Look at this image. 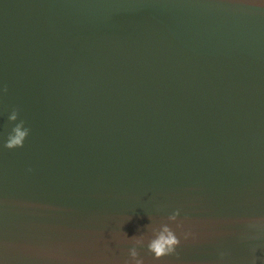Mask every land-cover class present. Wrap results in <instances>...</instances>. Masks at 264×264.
<instances>
[{"label": "water", "instance_id": "obj_1", "mask_svg": "<svg viewBox=\"0 0 264 264\" xmlns=\"http://www.w3.org/2000/svg\"><path fill=\"white\" fill-rule=\"evenodd\" d=\"M132 247L264 264V0H0V264Z\"/></svg>", "mask_w": 264, "mask_h": 264}, {"label": "clouds", "instance_id": "obj_2", "mask_svg": "<svg viewBox=\"0 0 264 264\" xmlns=\"http://www.w3.org/2000/svg\"><path fill=\"white\" fill-rule=\"evenodd\" d=\"M5 91L7 89L5 88ZM12 120L16 119V114L10 118ZM24 122L20 121L19 124L15 125L12 129V132L9 134L8 139L6 141V147L16 148L23 146V142L25 140V137L28 135L29 130L25 129L22 130ZM179 215V210L174 212L171 216L168 217L170 220H175L177 216ZM178 228H183V224L178 225ZM182 235L184 239H188L189 236L192 235L190 231L182 232ZM132 240L135 241L136 244H142L143 240L141 238L132 237ZM181 243L180 238L177 236L176 232L173 228H171L169 225L164 224L161 226L160 230L151 237L147 242V248L148 250L154 254V257L156 259H159L161 257H164L166 255H170L175 253L176 247ZM129 255L130 260H126L124 264H144V260L139 257L137 248L132 247L129 249ZM253 264H255V261L253 260Z\"/></svg>", "mask_w": 264, "mask_h": 264}]
</instances>
